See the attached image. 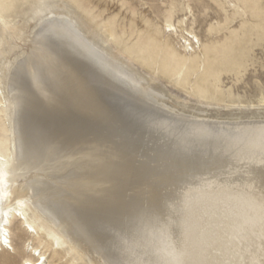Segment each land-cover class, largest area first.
<instances>
[{
    "label": "bare ground",
    "instance_id": "6f19581e",
    "mask_svg": "<svg viewBox=\"0 0 264 264\" xmlns=\"http://www.w3.org/2000/svg\"><path fill=\"white\" fill-rule=\"evenodd\" d=\"M213 1L232 15L210 23L208 33L238 18L246 26V6L259 15L248 1ZM179 4L187 13L175 16L172 6L161 28L176 32L173 21L188 22L192 8ZM0 23V117L8 122L0 141V252L11 245L15 219L78 264H264V114L201 115L165 103L64 12L41 10L30 25L0 11ZM250 25V37L264 35V21ZM240 33L230 29L220 48L208 41V54L233 51ZM195 42L184 61L198 56ZM42 59L50 63L37 87L21 69ZM49 87L51 102L40 94ZM256 102L264 103L262 91ZM41 131L65 146L60 154L33 155ZM97 142L106 150L88 154ZM113 203L157 212L113 243L106 231ZM25 261L52 264L34 246Z\"/></svg>",
    "mask_w": 264,
    "mask_h": 264
},
{
    "label": "rangeland",
    "instance_id": "374dc122",
    "mask_svg": "<svg viewBox=\"0 0 264 264\" xmlns=\"http://www.w3.org/2000/svg\"><path fill=\"white\" fill-rule=\"evenodd\" d=\"M236 1H248L252 7L257 6L259 15L251 16L250 6H246L243 16L246 26L240 27L242 21L238 18L229 23V28L216 34L208 33L209 24L224 22L232 12L228 6L222 7L213 0H0V11L28 19L30 25L41 10L64 12L80 24L95 44L130 68L142 82L147 81L163 93L165 103L201 115L242 119L264 114V103L256 102L258 93H264V35L261 31L258 37L249 35L251 23L264 21V0ZM179 3L192 8L188 22L180 25L173 21L176 32L161 28L172 6V11L178 9L175 16L187 13L180 10ZM232 28L243 32L240 45H235L233 51L208 54V41L218 42L220 48V40ZM187 29L196 34L199 41L196 37L192 39L193 34ZM2 34L0 23V37ZM187 35L190 40H186ZM193 40L198 56L184 61V56L191 52L189 43ZM228 103L234 105L227 106ZM7 124L2 113L0 141L3 142L8 137ZM4 204L3 200L2 206ZM8 229L11 245L0 252V264H23L32 246L45 252L52 264H78L48 241L25 232L26 228L18 220L12 219Z\"/></svg>",
    "mask_w": 264,
    "mask_h": 264
},
{
    "label": "snow or ice",
    "instance_id": "6c2138e0",
    "mask_svg": "<svg viewBox=\"0 0 264 264\" xmlns=\"http://www.w3.org/2000/svg\"><path fill=\"white\" fill-rule=\"evenodd\" d=\"M50 63L47 59H42L38 63L33 62L30 65H25L21 72L26 76H30L32 82L37 87L41 80L46 78V67L45 65ZM51 88L40 89V94L44 100L51 102ZM64 145L56 139L54 136L46 131H41L36 138L35 142L31 146L33 155L43 159L45 156L49 158L53 155L60 154L64 149ZM107 146L102 142H97V145L89 148L88 154H95L98 151L106 150ZM75 151V150H73ZM261 202L264 206V188L261 189ZM179 207V203L177 204ZM112 218L110 226L106 231L110 233L113 243L119 241L125 233L131 232L138 226V223L149 216L156 215L157 210L150 204H127L123 205L120 203H113L110 207ZM25 264H28L25 261ZM111 264H123L119 259L111 262Z\"/></svg>",
    "mask_w": 264,
    "mask_h": 264
}]
</instances>
